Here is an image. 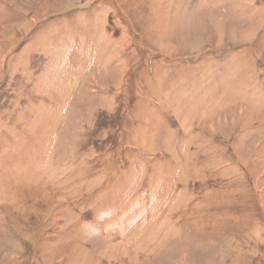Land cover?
<instances>
[{
    "label": "rangeland",
    "instance_id": "374dc122",
    "mask_svg": "<svg viewBox=\"0 0 264 264\" xmlns=\"http://www.w3.org/2000/svg\"><path fill=\"white\" fill-rule=\"evenodd\" d=\"M0 264H264V0H0Z\"/></svg>",
    "mask_w": 264,
    "mask_h": 264
}]
</instances>
